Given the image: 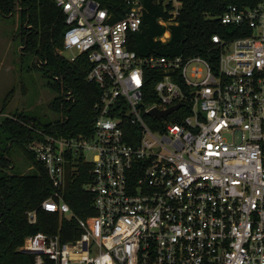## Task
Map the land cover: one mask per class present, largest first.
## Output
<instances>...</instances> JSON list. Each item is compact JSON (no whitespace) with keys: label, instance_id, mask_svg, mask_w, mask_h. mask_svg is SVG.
I'll return each instance as SVG.
<instances>
[{"label":"built area","instance_id":"1","mask_svg":"<svg viewBox=\"0 0 264 264\" xmlns=\"http://www.w3.org/2000/svg\"><path fill=\"white\" fill-rule=\"evenodd\" d=\"M53 1L66 27L60 52L85 56L99 97L88 135L41 133L28 149L54 190L40 209L71 216L66 172L83 163L95 214L76 219L74 241L36 233L19 250L32 264H264V0L227 4L216 20L234 36L213 35L206 56L173 57L128 48L140 0H125L115 22L96 0ZM182 2L164 1L159 42ZM26 218L34 224L36 211Z\"/></svg>","mask_w":264,"mask_h":264},{"label":"trees","instance_id":"2","mask_svg":"<svg viewBox=\"0 0 264 264\" xmlns=\"http://www.w3.org/2000/svg\"><path fill=\"white\" fill-rule=\"evenodd\" d=\"M96 1L111 14V22L123 18L127 10L125 0ZM164 1L140 0V29L131 35L128 44L138 56H206L213 35L229 38L225 35L232 32L230 36H234V29L221 26L216 17L236 0H183L176 25L168 27L169 39L161 43L158 38L166 28L157 21L168 19L171 9ZM15 15L16 34L24 50L20 58H29L28 64L21 67L40 74L42 85L52 95L48 108L52 118L39 115L37 110L0 118V264H32V256L19 250L26 237L44 233L58 235L62 243L74 241L81 234L76 219L91 217L95 211L92 195L85 190L92 179L90 167L83 163L77 173H71L69 168L66 172L63 200L71 216L67 219L40 209L54 190L28 145L42 140L41 133L62 137L88 135L99 90L86 80L90 65L85 56L69 62L58 54L66 27L64 15L53 0H0V17L12 20ZM18 157L20 162L16 161ZM30 211H36L34 224L27 222L26 213Z\"/></svg>","mask_w":264,"mask_h":264},{"label":"rangeland","instance_id":"3","mask_svg":"<svg viewBox=\"0 0 264 264\" xmlns=\"http://www.w3.org/2000/svg\"><path fill=\"white\" fill-rule=\"evenodd\" d=\"M17 30V15L12 20L0 17V111L2 110L0 118L35 110L39 115L52 118L48 109L52 95L42 85L40 74L33 70L26 72V69H22L28 64L29 58L25 57L22 60L20 58L24 50L17 37ZM75 53V51L58 50V54L64 59H69ZM16 161L20 162L21 157ZM23 168L26 173L25 165Z\"/></svg>","mask_w":264,"mask_h":264},{"label":"water","instance_id":"4","mask_svg":"<svg viewBox=\"0 0 264 264\" xmlns=\"http://www.w3.org/2000/svg\"><path fill=\"white\" fill-rule=\"evenodd\" d=\"M178 107H179V105H176V106H174V107H172V108H170L167 111L162 112V113L157 112L156 110H152V111H150L149 115L159 119L160 117H165L171 111L178 109ZM22 253L25 254V252H22Z\"/></svg>","mask_w":264,"mask_h":264}]
</instances>
